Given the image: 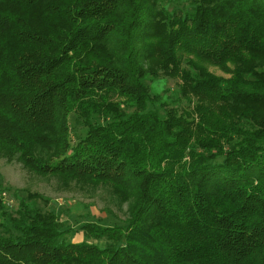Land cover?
I'll use <instances>...</instances> for the list:
<instances>
[{
  "label": "trees",
  "instance_id": "trees-1",
  "mask_svg": "<svg viewBox=\"0 0 264 264\" xmlns=\"http://www.w3.org/2000/svg\"><path fill=\"white\" fill-rule=\"evenodd\" d=\"M0 156L126 206L0 194V264H264V0H0Z\"/></svg>",
  "mask_w": 264,
  "mask_h": 264
},
{
  "label": "rangeland",
  "instance_id": "rangeland-1",
  "mask_svg": "<svg viewBox=\"0 0 264 264\" xmlns=\"http://www.w3.org/2000/svg\"><path fill=\"white\" fill-rule=\"evenodd\" d=\"M211 71L220 76H229L216 67H211ZM175 84V80L168 82V85L172 88ZM70 122L74 126L77 125L74 113L70 116ZM30 193L47 197L49 207H53L57 211L65 210L67 204H75L74 214L78 212L86 214L91 209L92 214L99 219L105 218L107 208L120 217H124V210L126 209V206L120 208L116 199L102 190H98L97 193H90V191L80 189L76 184L64 183L58 177H46L30 172L21 162L17 160L10 162L0 156V194L5 202L10 206L15 205L17 201L16 194L29 196ZM33 199L35 200V198ZM41 204L44 205L42 201ZM85 205L92 206L90 209H86ZM89 219H91L90 216ZM77 237L83 239V234H78Z\"/></svg>",
  "mask_w": 264,
  "mask_h": 264
}]
</instances>
